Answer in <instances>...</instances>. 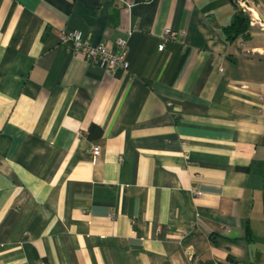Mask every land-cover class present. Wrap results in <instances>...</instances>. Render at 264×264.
Returning a JSON list of instances; mask_svg holds the SVG:
<instances>
[{
	"label": "crops",
	"instance_id": "obj_1",
	"mask_svg": "<svg viewBox=\"0 0 264 264\" xmlns=\"http://www.w3.org/2000/svg\"><path fill=\"white\" fill-rule=\"evenodd\" d=\"M255 2L0 0V264H264ZM127 29L125 70L60 42Z\"/></svg>",
	"mask_w": 264,
	"mask_h": 264
},
{
	"label": "built area",
	"instance_id": "obj_2",
	"mask_svg": "<svg viewBox=\"0 0 264 264\" xmlns=\"http://www.w3.org/2000/svg\"><path fill=\"white\" fill-rule=\"evenodd\" d=\"M240 2L242 1H238L239 5L242 6L243 4ZM247 11L249 12L248 9ZM257 26L259 25L258 22H256V18L251 15L248 29L256 28ZM124 33L126 36L118 38L114 44L106 42L94 44L84 36L82 31L62 32L60 34V42L63 44L70 42L75 53L82 54L91 62H100L107 68L108 71H114L115 69L119 68L125 70L129 69V63L126 59V55L128 49V40L132 34V29L124 30ZM180 37V33L170 29H166L163 35L164 41L179 40ZM163 48L164 43L159 46V50H162ZM92 152L95 156H98L100 149L95 147Z\"/></svg>",
	"mask_w": 264,
	"mask_h": 264
},
{
	"label": "trees",
	"instance_id": "obj_3",
	"mask_svg": "<svg viewBox=\"0 0 264 264\" xmlns=\"http://www.w3.org/2000/svg\"><path fill=\"white\" fill-rule=\"evenodd\" d=\"M236 12L234 13L233 20L231 24L224 27L223 32L228 41H234L238 36L242 38L248 37V24L250 22L249 14L242 8H240L236 3ZM103 135V130L97 126H92L90 129V138H99ZM205 264H209L208 262Z\"/></svg>",
	"mask_w": 264,
	"mask_h": 264
},
{
	"label": "water",
	"instance_id": "obj_4",
	"mask_svg": "<svg viewBox=\"0 0 264 264\" xmlns=\"http://www.w3.org/2000/svg\"><path fill=\"white\" fill-rule=\"evenodd\" d=\"M241 1L244 2L246 8L249 10V12L251 13V15L253 17H258L259 16L257 11L255 10V8L253 6H251L247 0H241ZM232 2L235 4L234 0H232Z\"/></svg>",
	"mask_w": 264,
	"mask_h": 264
},
{
	"label": "rangeland",
	"instance_id": "obj_5",
	"mask_svg": "<svg viewBox=\"0 0 264 264\" xmlns=\"http://www.w3.org/2000/svg\"><path fill=\"white\" fill-rule=\"evenodd\" d=\"M238 1H239V0H235L236 5L240 6L242 9H246V10H247V8H246L244 2H243V3L240 2L241 4H243V5L241 6V5H239ZM247 1L249 2V4H250L251 6H254V4L256 3L255 0H247ZM164 32H165V31H164Z\"/></svg>",
	"mask_w": 264,
	"mask_h": 264
},
{
	"label": "bare ground",
	"instance_id": "obj_6",
	"mask_svg": "<svg viewBox=\"0 0 264 264\" xmlns=\"http://www.w3.org/2000/svg\"><path fill=\"white\" fill-rule=\"evenodd\" d=\"M258 18V17H257Z\"/></svg>",
	"mask_w": 264,
	"mask_h": 264
}]
</instances>
